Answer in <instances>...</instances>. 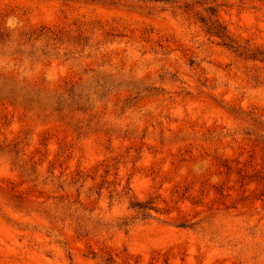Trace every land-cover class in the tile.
I'll return each mask as SVG.
<instances>
[{"label": "rangeland", "instance_id": "rangeland-1", "mask_svg": "<svg viewBox=\"0 0 264 264\" xmlns=\"http://www.w3.org/2000/svg\"><path fill=\"white\" fill-rule=\"evenodd\" d=\"M0 264H264V0H0Z\"/></svg>", "mask_w": 264, "mask_h": 264}, {"label": "trees", "instance_id": "trees-1", "mask_svg": "<svg viewBox=\"0 0 264 264\" xmlns=\"http://www.w3.org/2000/svg\"><path fill=\"white\" fill-rule=\"evenodd\" d=\"M157 2H173L175 0H155ZM207 25V33L208 35L212 36V37H216L222 41L227 42V40L229 39V37L227 36V30L225 28H223L221 25H219L218 21H216L215 23H211V24H206ZM226 45L229 46L228 43H225Z\"/></svg>", "mask_w": 264, "mask_h": 264}]
</instances>
